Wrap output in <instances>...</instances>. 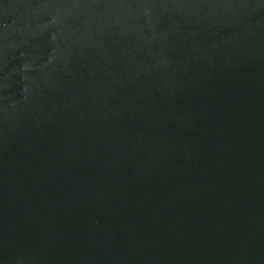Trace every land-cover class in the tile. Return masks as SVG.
Here are the masks:
<instances>
[{"label":"water","instance_id":"obj_1","mask_svg":"<svg viewBox=\"0 0 264 264\" xmlns=\"http://www.w3.org/2000/svg\"><path fill=\"white\" fill-rule=\"evenodd\" d=\"M0 264H264V0H0Z\"/></svg>","mask_w":264,"mask_h":264}]
</instances>
